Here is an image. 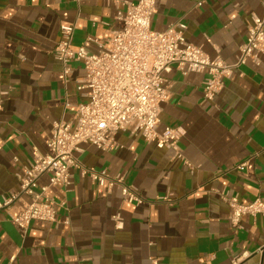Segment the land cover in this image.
Segmentation results:
<instances>
[{"label": "crops", "instance_id": "0c3cea01", "mask_svg": "<svg viewBox=\"0 0 264 264\" xmlns=\"http://www.w3.org/2000/svg\"><path fill=\"white\" fill-rule=\"evenodd\" d=\"M125 9L116 0H0V199L19 191L35 148L49 151L53 121L75 123L78 105L88 100V89H77L83 61L72 63L65 81L54 55L61 26H75L74 46L97 39L88 46L97 53L123 26L116 16ZM254 14L264 18V0H156L152 28L184 24L188 41L234 64ZM207 75L176 65L165 73L170 93L159 131L184 130L178 144L194 169L174 148L129 130L117 133L115 150L82 143L75 152L81 165L124 174L144 201L130 203L118 185H101L72 167L71 185L49 190L59 203L57 222L34 219L23 234L10 214L26 207L25 194L0 209V264H264V217L245 215L235 227L223 198L264 200V55L235 67L213 100L204 98Z\"/></svg>", "mask_w": 264, "mask_h": 264}, {"label": "built area", "instance_id": "2783aa9c", "mask_svg": "<svg viewBox=\"0 0 264 264\" xmlns=\"http://www.w3.org/2000/svg\"><path fill=\"white\" fill-rule=\"evenodd\" d=\"M116 2L126 6L116 16L123 21V26L113 30L107 46L100 43L101 50L97 53L88 49L97 39L87 37L81 45L74 46L75 26H61L62 38L54 47V55L63 65L65 81L73 71L72 63L83 61L85 75L77 79V89H88V100L78 105L75 123L53 121L49 151L43 153L35 148L33 159L20 175L19 191L0 199V209L7 210L21 195L29 196L30 201L21 212L10 214L23 234L27 233L34 219L57 222L59 203L49 190L55 185L70 186L72 167H81L83 176L89 174L101 185L107 182L110 187L118 185L124 200L130 203L144 201L138 189L125 182L124 174L109 177L105 170L97 171L81 165L75 152L82 143H90L105 151L115 150L120 146L117 133L129 130L134 135L141 133L147 142H154L157 147L174 148L175 154L194 169L195 165L185 159L178 144L184 130L166 126L159 131L162 103L170 93L165 73L174 65L183 72L206 71L204 98L213 100L235 67L249 58L258 61L264 55V18L258 15L254 14L248 25V36L240 46L238 62L231 64L219 56L212 58L202 46L188 41L184 24L164 31L154 30L152 17L156 12V0ZM4 104L5 98L0 94V111ZM45 174H49L48 182L40 184L39 180ZM223 198L230 206L228 217L235 227L241 226L245 215L264 217V200L261 198L245 203L237 196L224 194ZM113 217L120 227L123 223L120 213ZM153 262L157 264L156 259Z\"/></svg>", "mask_w": 264, "mask_h": 264}]
</instances>
